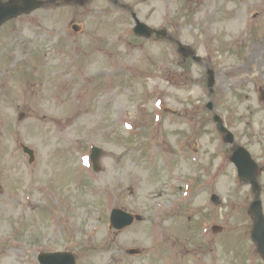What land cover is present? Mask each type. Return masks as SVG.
<instances>
[{
  "label": "rangeland",
  "instance_id": "obj_1",
  "mask_svg": "<svg viewBox=\"0 0 264 264\" xmlns=\"http://www.w3.org/2000/svg\"><path fill=\"white\" fill-rule=\"evenodd\" d=\"M123 1L135 5V0ZM223 1L216 20L218 48L198 27L188 31L185 22L176 32L214 70L210 97L205 68L190 59L179 63L174 41H160L163 55L154 42L128 43L129 25L121 18L126 13L96 17L98 0L91 4L87 27L95 40L104 35L109 42L89 57L81 54L74 83H68L75 98L84 87L85 106L92 108L72 109L68 125L16 123L5 116L0 95V264L36 263L38 251L50 248L75 250L79 264H263L249 238L253 220L247 209L253 194L238 180L229 146L215 133L205 104L212 102L236 141L263 165L264 101L258 87L264 89V69L258 62L264 54L254 61L248 50L264 33V10L256 13L259 0H250L249 9L240 13L237 0L228 10ZM154 3L159 11L162 0H137L144 19ZM149 20L157 22L158 13ZM204 25L212 24L206 20ZM118 36L126 42L118 44ZM88 43V38L81 41L90 51ZM35 79L29 77L27 85ZM65 82L60 76L59 92ZM55 112L66 115L69 110ZM125 123L131 128L125 129ZM157 135L168 145L163 149L170 158L154 164L157 154L150 152L159 149L153 140ZM21 140L35 149L32 165L16 147ZM92 145L102 149L100 171L84 168V177L76 181V162L81 166L80 155ZM182 151L203 166L195 171L193 162L179 161ZM204 171L206 181L200 179ZM194 173L198 177L186 178ZM258 181L264 210L263 173ZM213 191L223 201L219 206L209 199ZM112 207L140 213L144 220L122 231L109 230ZM214 223L222 230L211 232ZM128 248L143 252L131 256Z\"/></svg>",
  "mask_w": 264,
  "mask_h": 264
},
{
  "label": "water",
  "instance_id": "obj_2",
  "mask_svg": "<svg viewBox=\"0 0 264 264\" xmlns=\"http://www.w3.org/2000/svg\"><path fill=\"white\" fill-rule=\"evenodd\" d=\"M213 80L212 77H210L209 84H212ZM219 127L222 128L221 124L219 123ZM234 160L236 161L237 165L240 167L241 170L244 169L243 160L239 155H235ZM245 179H252V177L244 176ZM256 206V204L254 205ZM258 203L256 208H253V212L256 215V223L257 225L254 227V230L251 234L253 240L257 244L258 251L262 254H264V229H260L257 226L264 221L263 217L260 214ZM133 218L121 211L114 210L111 215V223L113 226L116 227H122L124 225H127L131 223ZM40 259L43 261L44 264H50L49 263V257L44 256L40 257Z\"/></svg>",
  "mask_w": 264,
  "mask_h": 264
},
{
  "label": "flooded vegetation",
  "instance_id": "obj_3",
  "mask_svg": "<svg viewBox=\"0 0 264 264\" xmlns=\"http://www.w3.org/2000/svg\"><path fill=\"white\" fill-rule=\"evenodd\" d=\"M0 1H7V0H0ZM40 1H48V0H40ZM63 3H64V6L65 7H74V1L76 0H62ZM57 7V3L55 5H52V4H49L48 2H46V4L40 8H38L37 10L35 11H39V12H49V11H52L53 8H56ZM34 11V12H35Z\"/></svg>",
  "mask_w": 264,
  "mask_h": 264
}]
</instances>
